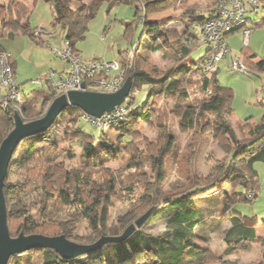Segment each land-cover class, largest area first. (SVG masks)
Returning a JSON list of instances; mask_svg holds the SVG:
<instances>
[{"label": "trees", "instance_id": "obj_1", "mask_svg": "<svg viewBox=\"0 0 264 264\" xmlns=\"http://www.w3.org/2000/svg\"><path fill=\"white\" fill-rule=\"evenodd\" d=\"M51 1L58 2L59 0ZM260 1L263 3L260 9L263 10L264 0ZM154 3L156 4L154 0H112L110 6L111 9L127 4L135 10V20L127 24L125 32V38L132 45L131 48L142 43L143 36L139 42L135 43L134 41L135 31L141 24L143 35L146 34V29L157 33L152 38L156 43H160L154 49L155 51L163 50L165 46H168L173 50L176 62L185 60L165 72L158 71L150 66L145 59L134 55L136 51L130 56L128 63L127 61L123 62L121 70L126 72V80L132 79L133 87L124 104L127 114L118 124L109 127L111 130L120 131L123 129V136L119 140V144H109L105 147L112 157L117 158L122 153L131 157L128 166L129 172L127 174L116 173L99 163L95 147L102 136L97 138L86 133L81 127L84 112L80 108L70 106L58 116L56 122L46 132L23 140L16 152L22 146H24L23 149L18 153L17 158L13 157L10 164L11 167L19 163L23 169L32 172V177L36 175L37 178L27 180L25 188L28 185H33L39 191H35L38 194L37 203L40 205L37 216L35 217L26 206L19 208L17 206L15 210L8 208L7 214L8 227L13 238H17L21 234L46 237L64 235L74 243L87 245L88 243L74 241V223L69 225L67 223L69 221H63L64 218L70 219L74 215L81 216L87 222L88 230H91L92 241L89 244H93L103 236L122 235L148 210L156 207V212L145 224H149L153 217L164 213L167 217L165 233L153 236L138 229L123 243L107 244L94 253L85 254L73 260H65L51 249H33L13 256L9 264H34L37 253L42 264H128L139 254L146 256V260L142 264H210L213 259L210 258L211 255H206L209 253L208 249L199 246L195 241H208V237L202 235L201 232L205 230L209 216L210 218L215 217L216 212L231 216L230 225L222 230L223 241L228 249L227 253H234L238 248L250 249L251 246L264 241L257 232L259 224L257 220L246 218L240 213H227L233 204L249 202L251 198L248 195L259 185L255 166L257 163H264V145H261L264 144V113L258 123L244 122L247 138L241 144L231 124V119L235 118L232 108L235 98L234 91L223 87L215 75L204 74L200 61L198 62L193 57L194 44L202 45L201 35L198 32L200 25L206 20L218 16L216 0L215 2L213 0L214 4L207 8V12H191L189 8L186 9L184 13L185 31L179 37L175 35V32L167 29V21H149L147 19V13L142 12L143 7L147 8ZM99 7L98 3H94L87 8L81 7L77 11L66 14L58 6L59 11L54 25H61L66 34L65 39L74 44L80 33L84 31L82 20L87 24L92 21L97 16ZM252 12L250 11V13ZM28 14L29 8L23 0H10L9 15L11 17L16 16L17 21L20 22ZM0 21L4 26L7 25L4 18L0 17ZM261 25H264V22L257 21L253 26L245 27H250L251 31H254ZM240 31L241 28H238L228 36ZM28 34L33 39H37L33 32H28ZM9 36H13V34L9 33ZM172 39H176L175 43H172ZM40 42L41 44L46 43ZM0 52L6 53L1 46ZM209 53H211L210 49L203 57L204 60ZM7 56L16 76L15 63L11 61L9 54ZM257 57V54L250 49L242 50L241 57L238 58L249 69L246 75L264 72V60L255 63L254 60ZM196 68L201 73V78L197 80L201 97L192 101L194 98L189 89L191 82H187L185 78ZM46 83L48 85L47 92L36 91L30 95L25 94L24 103L21 105L9 103L4 106L0 101V145L15 128L16 115H19L25 123L43 117L36 107L44 100L52 102L56 93L50 82L46 81ZM85 84L87 91H93L88 89V80L85 81ZM144 87L147 89V97L142 103L138 92H141ZM162 99L174 103L169 115L179 120L181 132L189 133L193 137L185 155L184 153L180 154L183 157L187 156L188 163L194 157L205 135H210L220 145H228L231 142L232 148L219 174L203 180L197 176L194 169L192 171L191 165L187 170V180H184L191 182L189 189H182L181 192L174 193L164 191V194L160 195L166 177L167 155L175 143V138L168 132L169 126L165 112L163 115H158L159 112L155 113V106ZM141 122L147 123L152 128L155 127L154 129L157 130L156 140H151L143 135L141 129L138 128ZM59 123L67 126V139L65 138L64 141H70L72 144L68 153H72L74 146H79L83 149L81 156L84 162H95V165L100 167L98 173L96 169L95 171L93 169L84 171L85 168H69L66 163H57L62 155L55 150L53 152V149L58 150L59 141L50 132ZM257 142L261 147L251 151V146ZM239 157L243 159V164L237 163ZM145 158L154 172L155 182L152 194H147L146 188L149 183H145L146 180L142 179L145 176L143 172ZM95 173L100 178L94 177ZM225 184H230L234 189L235 200L231 202L225 195L222 207L213 208L214 210L206 216L205 212L197 205V199L217 187L223 188ZM140 187H143L144 190L143 192L140 190L142 193L137 196L136 193ZM4 194L6 197L15 196L19 201L29 200L27 191L20 185L6 184L5 182ZM114 201L128 202L133 206L129 220L122 222L120 227H109L110 210ZM218 223L223 222L219 221ZM148 255H151L152 259L148 258ZM259 264H264V254Z\"/></svg>", "mask_w": 264, "mask_h": 264}, {"label": "rangeland", "instance_id": "obj_2", "mask_svg": "<svg viewBox=\"0 0 264 264\" xmlns=\"http://www.w3.org/2000/svg\"><path fill=\"white\" fill-rule=\"evenodd\" d=\"M27 3V0H23ZM210 1V0H209ZM206 0H154L156 4L149 5V7H143L142 12L147 13V19L153 21H167V29L171 32H175L176 36H180L185 31V18L184 13L186 9H190L191 12L204 11L207 12L206 4H209ZM212 1V0H211ZM217 1V0H216ZM260 1V0H259ZM215 2V0H214ZM261 2V1H260ZM9 4L10 0H0V17L4 18L7 25H13L16 23H22L17 21L16 16L11 17L9 15ZM214 4V3H213ZM261 2V6H262ZM81 4L78 6L80 7ZM76 11V10H75ZM53 8L50 4L39 0L36 7L30 14V25L31 29L37 30L40 27H44L46 33L42 35V39H33L28 33H23L21 26L18 28L11 29L13 36H8V29L3 27V23L0 21V46L9 54L12 59L18 64L17 68V84L24 90L26 95H30L36 91H46L48 90V85L45 80L47 74L54 72L55 74L64 72L67 73L70 69V65L61 60L55 53L54 50L59 49L65 44V36L63 33V28L60 25L56 27L51 26L52 22ZM142 13V14H143ZM249 16L253 21L264 22V9H260L258 12L249 13ZM135 20V10H133L129 5H119L109 10L108 3H104L97 12V17H95L88 24L82 20L84 25L85 34L78 36V40L73 44L74 48L80 58L85 61V63L93 62L96 60H104L107 62H117L124 60L129 62V55L121 53V51L131 50V46L128 43V39L125 38L126 26L130 22ZM21 28V30H19ZM146 34L143 35V27L139 24V27L135 31L134 41L139 42L142 38V43L137 45V50L133 53L137 57L145 59L146 62L153 66L160 72H165L173 67H176L182 61L176 62L173 50L165 46V49L155 51L154 49L160 43H156L152 38L156 35V32L149 31L146 29ZM199 32V30H198ZM34 33V32H33ZM255 36V39H254ZM172 39V43H175ZM40 41L46 42L41 44ZM227 42L230 45L231 54H229L225 59H223L210 74L215 75L223 87L230 88L234 91V101L232 108L234 111V117L231 119V124L236 131L237 138L242 144L247 138V129L244 122L250 121L253 123H258L261 121L264 113V72H258L256 74L246 75L243 72H237L231 70L232 57H241V52L243 49H250L254 53H258L259 59L264 60V25L256 27L252 31V36L250 40V45L246 47L244 41L243 33L237 32L231 36L227 37ZM195 50L193 52V57L202 66L206 52L210 49L209 45L194 44ZM2 52H0L1 54ZM132 53V54H133ZM210 55V53L208 54ZM247 69V68H246ZM249 71V69H247ZM123 73L126 72L123 70ZM204 73V72H203ZM205 74V73H204ZM201 76L198 69H194L186 78L187 82H191L189 89L193 95L192 101H195L197 97H201L198 89L197 80ZM41 80V81H40ZM40 81L39 83H37ZM147 89L138 92V97L140 102L146 100ZM52 102L44 100L36 108L37 111L41 112V116H44L49 109ZM174 103L172 101H167L165 99L159 100L155 106V113L167 116L168 132L172 134L175 138V143L171 152L167 155L166 159V177L163 184V189L160 191V195L170 192H179L180 190H187L191 187V182L184 181L187 180L186 176L187 170L192 165V171L196 172L197 176L201 179L206 180L211 176L217 175L221 172L222 166L225 164L226 157L231 152V142L228 145H220L210 135H205L201 141L200 146L195 152L194 157L187 162V156H181L189 149L188 146L192 143L193 137L189 133L181 132L179 120L169 115L172 110ZM41 109V110H40ZM157 124V122H155ZM81 127L83 130L95 137H101L99 143L95 147V152L99 163L103 164L104 167L110 168L116 173L123 172L127 174L129 172V162L130 156L122 153L117 158L112 157L109 150L106 149L105 145L119 144V140L122 139V130H111L109 127L104 129H99L90 123L84 121L81 122ZM141 129L143 135L149 137V139L157 138V130L148 126L147 123L141 122L138 126ZM52 130V129H51ZM50 130V131H51ZM50 134L59 141V147L53 149V152L57 151L62 156L57 160L58 164L66 163L69 168L79 167L88 171L86 169L100 170L99 166L94 163H86L81 156L82 148L79 146H74L72 153H68L71 150L72 144L70 141H64L67 139V126L62 123L56 124ZM125 143V142H124ZM264 145V144H261ZM24 146L20 147V150L15 153V158L18 157V153L23 149ZM260 143H255L251 146L250 150H258ZM143 148V147H142ZM73 155V158L71 159ZM141 157V156H140ZM65 159L66 161H64ZM238 164H243V159L241 157L237 160ZM33 165V164H32ZM30 165V166H32ZM89 167V168H86ZM256 170L258 172L259 185L256 186L255 190L250 192L248 197H250L249 202H238L233 204L229 209V212L240 213L246 218H253L258 221L257 232L259 236L264 239V163H257ZM143 172L145 176L142 179L146 180L145 183H149L147 186V194H152L153 184L155 182L154 172L150 167L147 159H144V169ZM32 172L27 169H23L19 163L14 164L9 169V174L6 180V184L20 185L28 193V199H19L15 196L9 195L6 197L7 207L9 209H17L19 207L26 206L27 209L36 217L40 205L37 203L38 194L35 191L38 189L33 185H28L27 180H33ZM98 174L95 173L94 177ZM97 178H100L97 177ZM140 190H144L140 187L137 191V196L141 194ZM178 190V191H173ZM243 191V190H240ZM39 192V191H38ZM181 192V191H180ZM225 195L228 197L229 201L233 202L235 200L234 189L230 184H225L223 188H216L206 195H202L197 199V205L200 209L205 212L208 216L214 209L221 208L222 201H224ZM256 196H258L256 198ZM34 205V206H33ZM18 206V207H17ZM17 207V208H16ZM132 204L126 202L114 201L112 209L110 210L109 217V227L118 226L120 227L122 222H125L130 215ZM217 209V210H218ZM231 213V214H232ZM233 217V216H232ZM229 214H222L221 212L215 214V217L208 218V223L205 226V230L201 232L202 235L208 237V241H195L198 245L208 249L210 256V264H259L262 260L264 254V241L261 244H255L250 247V249L238 248L234 253H227V245L223 241V229H226L230 225ZM66 217L63 221L67 222L69 225L74 223V241L78 243L89 244L92 241L91 230H88L87 222L79 215H74L70 219ZM129 220V219H128ZM218 220V221H216ZM166 221L167 217L164 213L159 216L153 217L149 224H145L141 231L146 234L153 236H160L166 231ZM219 221L223 223H218ZM151 258V255L147 256ZM152 259V258H151ZM146 256L144 254L136 255L133 260L128 264H142L145 262ZM148 260V259H147ZM153 261V260H152ZM34 264H42L41 258L37 253Z\"/></svg>", "mask_w": 264, "mask_h": 264}, {"label": "built area", "instance_id": "obj_3", "mask_svg": "<svg viewBox=\"0 0 264 264\" xmlns=\"http://www.w3.org/2000/svg\"><path fill=\"white\" fill-rule=\"evenodd\" d=\"M218 16L206 20L200 25L201 43L210 46L211 53L202 64V72L210 74L212 70L229 54L230 47L227 43V36L234 30L241 28L244 41L248 46L252 31L251 21L248 18L250 11L258 12L261 8L259 0H217ZM35 38L42 39L46 33L44 27L33 31ZM137 50L135 45L129 50V58ZM61 60L70 65L67 73L61 75L51 72L43 80L49 81L55 90V98L70 91H87L83 88L85 81H89L88 89L96 92L114 93L119 91L126 82V75L123 73L122 64L119 62H107L96 60L85 63L77 54L71 41L65 40L62 48L53 51ZM231 70L247 74V69L242 60L232 57ZM41 81V80H40ZM38 81L37 83H39ZM86 85V84H85ZM25 92L17 84L16 76L10 65L9 57L6 53L0 54V101L4 106L9 103L21 105L24 103ZM127 114L124 104L111 113L104 114L101 118H96L84 112L82 120L93 126L104 129L119 123Z\"/></svg>", "mask_w": 264, "mask_h": 264}, {"label": "water", "instance_id": "obj_4", "mask_svg": "<svg viewBox=\"0 0 264 264\" xmlns=\"http://www.w3.org/2000/svg\"><path fill=\"white\" fill-rule=\"evenodd\" d=\"M132 87L133 81L128 78L123 87L114 93L70 91L54 99L46 114L38 120L25 123L19 115L15 116V128L0 145V264H9L13 256L33 249H51L65 260L77 259L82 255L94 253L107 244H120L127 241L156 212V207L151 208L120 236H103L97 242L87 245L74 243L64 235L46 237L21 234L13 238L8 227V207L4 188L11 161L21 142L28 137L46 132L53 126L58 116L70 106L80 108L90 116L101 118L104 114L111 113L125 104Z\"/></svg>", "mask_w": 264, "mask_h": 264}, {"label": "crops", "instance_id": "obj_5", "mask_svg": "<svg viewBox=\"0 0 264 264\" xmlns=\"http://www.w3.org/2000/svg\"><path fill=\"white\" fill-rule=\"evenodd\" d=\"M39 0H27V3L24 1V4L29 8V14L27 15V17L25 18V20L22 22V23H16L15 26L13 28H18L19 26H21L22 28V32L23 33H28V32H32V29H31V25H30V14L32 13V11L34 10V8L36 7V4L38 3ZM47 3L50 4L51 8H53V13H52V24L51 26L52 27H56L54 25V21H55V18L58 14V6H60L62 8V11L66 14H69L71 13L72 11H77L78 9H80L81 7H89L90 5L94 4V3H98L100 5V7L104 4V3H108V7H109V10H110V6H111V3H112V0H59L58 2L56 1H51V0H43ZM207 2L209 0H206ZM81 4L80 7H78L79 5ZM122 5H125V4H122ZM207 6H212L213 5V0L209 1V4H206ZM119 6V5H118ZM116 7V6H115ZM198 11H200V9H198ZM97 17V16H96ZM248 18L250 19L251 21V24H250V27L253 26V24L257 21H253L251 19V17L249 16L248 14ZM11 26L13 25H9L8 27L10 28ZM3 27H6L5 29H7L8 27L7 26H3ZM13 28H10L8 29V33L7 35L9 36V33H12L11 29ZM21 28H19V30H21ZM63 33H64V36L66 37V34L64 32V30H62ZM83 35L85 34V31H82ZM199 34L201 35V30L199 29ZM231 36V35H230ZM252 36V34H251ZM228 37V36H227ZM254 39H255V36H254ZM250 40H251V37H250ZM228 43V42H227ZM229 45V43H228ZM249 45H250V41H249ZM75 46V45H74ZM63 47V46H62ZM60 47V48H62ZM230 47V45H229ZM126 52L127 51H121V53H123L124 55H126ZM254 52V51H253ZM256 54V53H255ZM258 54V53H257ZM258 56V55H257ZM11 61H13L15 63V73H16V79H17V68H18V64L12 59L11 57ZM119 62L120 64L123 65V62L124 60H122L121 62L120 61H117ZM255 63H260L261 60L259 59V56L254 60ZM64 72H61V73H58V75H61L63 74ZM23 90V89H22ZM24 91V90H23Z\"/></svg>", "mask_w": 264, "mask_h": 264}, {"label": "clouds", "instance_id": "obj_6", "mask_svg": "<svg viewBox=\"0 0 264 264\" xmlns=\"http://www.w3.org/2000/svg\"><path fill=\"white\" fill-rule=\"evenodd\" d=\"M32 32H33V30H32Z\"/></svg>", "mask_w": 264, "mask_h": 264}]
</instances>
